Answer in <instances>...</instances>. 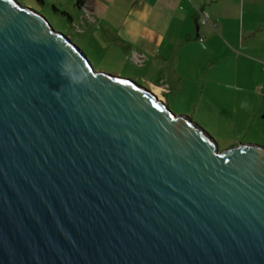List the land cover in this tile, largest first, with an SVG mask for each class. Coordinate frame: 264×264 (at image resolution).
<instances>
[{
  "label": "water",
  "instance_id": "1",
  "mask_svg": "<svg viewBox=\"0 0 264 264\" xmlns=\"http://www.w3.org/2000/svg\"><path fill=\"white\" fill-rule=\"evenodd\" d=\"M0 264H264V146L0 0Z\"/></svg>",
  "mask_w": 264,
  "mask_h": 264
},
{
  "label": "crops",
  "instance_id": "2",
  "mask_svg": "<svg viewBox=\"0 0 264 264\" xmlns=\"http://www.w3.org/2000/svg\"><path fill=\"white\" fill-rule=\"evenodd\" d=\"M44 2L39 5L64 9L79 35L94 32L90 25L96 22L97 39L109 35L116 49L119 43L128 46V56L146 68L149 79L158 74L148 81L164 102L175 90L182 91L180 81L171 77L184 76L193 78L195 94L210 87L235 90L234 103L252 112L249 120L264 121V0ZM198 9L207 13L206 23L199 21ZM190 101L199 104L196 95Z\"/></svg>",
  "mask_w": 264,
  "mask_h": 264
},
{
  "label": "rangeland",
  "instance_id": "3",
  "mask_svg": "<svg viewBox=\"0 0 264 264\" xmlns=\"http://www.w3.org/2000/svg\"><path fill=\"white\" fill-rule=\"evenodd\" d=\"M16 1L21 6L29 7L44 16L54 31L63 33L65 37L79 46L80 49L110 65L111 68L137 82L140 86L151 89L148 80H156L159 77L158 74L152 73L151 79H149L146 68L142 67L140 63L134 62L128 56V46L119 43V49H116L115 42H113L114 40L109 35L103 37V40L97 39L99 34L98 23H91L90 26H93L95 30L93 32L92 29L89 35L84 37V35H79L77 28H74L65 16L52 13L49 7L50 4L42 7L37 0ZM102 44L106 45L105 49L102 47ZM211 64L214 68L218 65L215 63ZM171 79L177 82L180 81L179 87L182 91L175 90V92L169 95V102L165 101V103L177 114H182L196 123L212 140L224 142L231 146H238L240 144L264 146V121L249 120L252 112L245 110L241 106V102L237 101L238 105L234 103L236 102L233 95L235 90L231 89L229 93L227 89L218 88L217 90L210 87L207 91H205V88L203 91L199 90V93L195 94L193 86L195 83L191 82L193 78L189 80V77L181 76L179 78L175 76L171 77ZM211 79L219 81L213 77ZM188 87L190 89H187ZM156 94L159 96L158 91ZM195 95L199 100V104H196V106L190 101Z\"/></svg>",
  "mask_w": 264,
  "mask_h": 264
},
{
  "label": "trees",
  "instance_id": "4",
  "mask_svg": "<svg viewBox=\"0 0 264 264\" xmlns=\"http://www.w3.org/2000/svg\"><path fill=\"white\" fill-rule=\"evenodd\" d=\"M37 2L40 3V5L45 4L44 0H37ZM49 7H50L52 13L65 16L67 21L71 24L72 18L64 9L58 8L52 4H50ZM74 28H75V26H74Z\"/></svg>",
  "mask_w": 264,
  "mask_h": 264
},
{
  "label": "built area",
  "instance_id": "5",
  "mask_svg": "<svg viewBox=\"0 0 264 264\" xmlns=\"http://www.w3.org/2000/svg\"><path fill=\"white\" fill-rule=\"evenodd\" d=\"M198 13V19L201 23H206L207 22V13L201 9L197 10Z\"/></svg>",
  "mask_w": 264,
  "mask_h": 264
},
{
  "label": "bare ground",
  "instance_id": "6",
  "mask_svg": "<svg viewBox=\"0 0 264 264\" xmlns=\"http://www.w3.org/2000/svg\"><path fill=\"white\" fill-rule=\"evenodd\" d=\"M154 92V91H153Z\"/></svg>",
  "mask_w": 264,
  "mask_h": 264
}]
</instances>
